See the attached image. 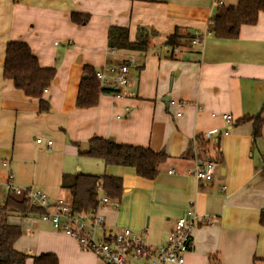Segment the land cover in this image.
<instances>
[{"label": "crops", "instance_id": "1", "mask_svg": "<svg viewBox=\"0 0 264 264\" xmlns=\"http://www.w3.org/2000/svg\"><path fill=\"white\" fill-rule=\"evenodd\" d=\"M238 1L0 0V160L7 162L0 166V208L17 196L7 186L10 175L15 186L70 203L65 177L118 178L119 200L100 188L110 202L100 211L102 225L91 226L98 237L129 228L158 248L177 219L194 212L184 264H264V124L255 139L253 121H244L264 119V13L238 38L207 33L218 2L231 7ZM115 28H127L131 42L147 30V50L110 49ZM176 30L202 35V41L172 48L166 42ZM9 42L26 43L41 67L55 70L42 95L46 109L4 77ZM130 58V82L121 96L108 79L100 82L95 106H77L88 67L97 71ZM206 132L214 134L199 147L218 162L210 183L192 175L200 156L195 138ZM95 137L163 151L168 159L155 179H146L132 167L90 156ZM37 138L53 144L47 148ZM8 222L21 229L15 249L29 256L27 264L42 254L56 255L59 264H108L40 215L11 211Z\"/></svg>", "mask_w": 264, "mask_h": 264}, {"label": "trees", "instance_id": "2", "mask_svg": "<svg viewBox=\"0 0 264 264\" xmlns=\"http://www.w3.org/2000/svg\"><path fill=\"white\" fill-rule=\"evenodd\" d=\"M264 13V0H239L236 6L225 7L218 5L214 16L208 23L207 33L221 39L238 38L244 26L257 23L260 15ZM74 20L79 18L74 15ZM150 33L140 29L137 40L131 42L127 28H115L109 34L110 49H124L132 51H146ZM202 35L197 36L191 32L182 33L175 31L167 38V45L172 48L182 43L202 41ZM53 68L41 67L33 56L30 47L23 42H9L6 50L4 77L12 80L14 86L27 96L40 99L41 107L46 109L47 103L42 100V95L54 77ZM103 89L96 76V70L86 69V76L82 79L77 99V106L89 108L97 104ZM244 121H253V136L258 138L262 134L264 119L261 115L245 118ZM90 156L103 159L106 164L132 167L137 174L146 179H155L160 167L168 159V155L154 152L150 148L123 145L111 140L95 137L90 142L87 152ZM62 187L71 195V205L82 213L91 215L100 202L101 190L112 200H119L123 192L122 181L118 178H99L91 175L79 174L73 179L65 177ZM11 211L23 215H41L42 209L31 206L24 198L10 196L5 205L0 208V264H27L29 256L15 249V243L21 236V229L10 225L8 216ZM33 264H59L54 254H42L33 259Z\"/></svg>", "mask_w": 264, "mask_h": 264}, {"label": "built area", "instance_id": "3", "mask_svg": "<svg viewBox=\"0 0 264 264\" xmlns=\"http://www.w3.org/2000/svg\"><path fill=\"white\" fill-rule=\"evenodd\" d=\"M222 5L221 2H218ZM134 59L119 64H110L96 71V76L100 82L112 79L111 88L115 96H121V88L130 82V66ZM225 121L232 123V116H223ZM214 132H206L202 136L195 138L196 167L192 171L198 180L210 183L214 180L218 162L206 157L205 147L211 140ZM37 143L51 147L53 140L48 139L45 143L41 138L36 139ZM6 161L0 160V166L5 167ZM8 188L15 195L24 198L31 206L42 209L41 219L51 223L54 229L72 237L79 249L83 252H91L97 257L105 260L108 264H184L185 254L190 249L192 243V230L198 216L194 212H187L177 219L174 229L169 234L165 245L152 248L143 238L134 233L131 229L115 233L114 235L100 238L95 232V226L102 225L104 216L100 211L109 204L110 199L103 195L97 209L91 215L76 211L70 202L64 199H52L50 195L40 189L21 188L15 186L13 177L10 175L7 181Z\"/></svg>", "mask_w": 264, "mask_h": 264}, {"label": "water", "instance_id": "4", "mask_svg": "<svg viewBox=\"0 0 264 264\" xmlns=\"http://www.w3.org/2000/svg\"><path fill=\"white\" fill-rule=\"evenodd\" d=\"M85 147V146H84ZM86 147H88V145H86Z\"/></svg>", "mask_w": 264, "mask_h": 264}]
</instances>
